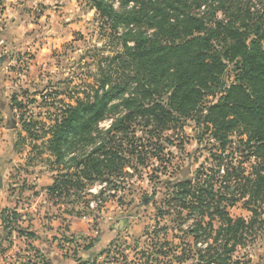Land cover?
I'll return each instance as SVG.
<instances>
[{
	"label": "rangeland",
	"instance_id": "rangeland-1",
	"mask_svg": "<svg viewBox=\"0 0 264 264\" xmlns=\"http://www.w3.org/2000/svg\"><path fill=\"white\" fill-rule=\"evenodd\" d=\"M23 1H17L23 6L17 18L23 16L26 26L23 47L9 50L0 42V67L5 66L10 72L7 80L2 78L0 82H5L2 88L7 92L0 101V130L7 132L8 140L12 138L14 142V148L7 146L3 153L6 160L0 158V174L5 173L0 176V212L4 208L17 210L21 216L18 223L11 224L42 232L45 239L40 238L41 234L39 240L18 237L16 229L4 230L0 223V264H36L40 261L36 260V245L41 244L59 254L58 259L65 262L59 264H83L85 259L76 258L77 252L95 241L102 228H111L113 237L103 249L109 248V256L94 254L96 264H204L205 259L201 261L200 256L207 255V248L211 247V254L219 253L223 243V237L215 233L220 223L213 220L212 229L206 227V233L195 239L190 231L198 227V222L204 226L207 219L196 212L190 214L187 208L174 207V188L169 187L194 176L197 169L208 166L213 153H220L207 125L203 121L197 123L198 114L156 129L153 137L135 124V134L144 137L140 147L142 164L135 165V169L127 167L109 180H84L82 189H71L70 195L52 197L47 193L54 174L67 169L53 163L55 157H49L47 145H42L45 140L36 135L46 131L60 114L61 106L74 105L76 98L91 99L102 70L117 69L118 63L111 64L110 57L120 50L122 28L112 30L90 0ZM230 1L226 0L225 5ZM232 3L252 13L251 24L258 22L264 26V0ZM113 4L118 6L116 0ZM209 4L216 6L213 14L217 19L230 18L218 7L219 0H206L192 12L211 17ZM60 6L63 9L58 14ZM5 9L4 0H0V39L9 20ZM233 75L230 65L226 79L232 80ZM13 98L19 105L14 104ZM21 116L35 124L30 131L22 126ZM112 117H105L99 127H109ZM12 122L16 127L7 129ZM230 139L224 154L231 152L234 164L243 159L247 175L256 160L249 155L250 151L240 152L242 144L235 149L236 135ZM143 199L147 200L145 204L141 203ZM227 212L233 219L242 217L246 223L252 218V212L242 201L228 206ZM72 218L88 222L94 232L70 233L68 220ZM255 220L231 253V261L264 264V204Z\"/></svg>",
	"mask_w": 264,
	"mask_h": 264
},
{
	"label": "trees",
	"instance_id": "trees-1",
	"mask_svg": "<svg viewBox=\"0 0 264 264\" xmlns=\"http://www.w3.org/2000/svg\"><path fill=\"white\" fill-rule=\"evenodd\" d=\"M90 1L112 30L122 28L120 50L110 57L118 67L102 70L91 99L76 98L74 105L61 106L46 131L36 135L45 140L42 145H47L49 157H55L53 163L67 169L54 174L47 193L70 195L71 189H82L84 180H109L142 164L144 137L135 134V124L153 137L156 129L198 114L197 123L207 125L220 153H213L208 166L197 169L194 176L169 187L174 188V207L207 219L204 226L198 222L190 231L195 239L206 233V227L212 229L213 220L220 223L215 231L223 237L219 253L211 254L209 246L200 260L229 264L264 204V26L251 24L252 13L234 6L233 0L226 5V0H219L218 7L230 16L226 20L214 16L216 6L211 4L213 20L192 12L206 0H116L117 7L114 0ZM230 65L234 75L228 81ZM13 101L19 105L16 98ZM107 116H113L112 121L102 129L99 123ZM25 119L20 117L21 124L30 131L35 124ZM233 134L238 137L235 149L242 144L240 152L248 150L256 160L247 175L243 159L234 164L232 153L224 154ZM239 201L252 212L249 223L227 212ZM20 216L15 209L1 210L3 229L35 238L33 231L11 224L18 223ZM109 253L107 248L96 256ZM93 257L83 264H95Z\"/></svg>",
	"mask_w": 264,
	"mask_h": 264
},
{
	"label": "crops",
	"instance_id": "crops-1",
	"mask_svg": "<svg viewBox=\"0 0 264 264\" xmlns=\"http://www.w3.org/2000/svg\"><path fill=\"white\" fill-rule=\"evenodd\" d=\"M17 1L18 0H4V5L6 6V9L3 12H4V15L8 17L9 20H7L6 23L4 24L5 27L1 33V37L3 38L0 39V42H3V47L9 48V50H11L13 47H23L22 45L24 44V33L26 32V26L25 24H23V16H21L19 19L17 18L18 14L21 13L22 12L21 10L23 9V6L20 4H17ZM26 1L28 3L29 0H24L23 2H26ZM59 9L60 11H58V14L61 13L63 6L62 7L60 6ZM13 19L15 20L13 21ZM8 21H11V22H8ZM8 74H10V72L8 69H6L5 66L0 67V82H2V78L6 81ZM4 83L5 82L3 81V83L0 85V101L1 102H3L4 96L7 95V92H3L2 87H4L3 86ZM7 129H10V128H7ZM8 135H7V132H1L0 130V158L3 157V153L7 149V146H10L11 147L10 149L14 148V142H11L12 138L8 140ZM4 159L6 160L5 156L3 157V160ZM1 169L2 167H0V170ZM4 170L5 169H3L2 172H4ZM0 176L4 177L5 173H1ZM68 221H69L68 229L70 233L74 234V233L82 232V233H87V235H90V233L94 232L93 230L89 229L90 226L88 222H85L84 220L72 218ZM34 233L36 234V238L40 237L38 235L41 234L40 238L42 240L45 239V236L44 234H42V232L41 233L34 232ZM112 234H113V230H111V228H109L107 231H104L102 228L99 231L98 238L92 242L91 247L89 249H84L82 247L81 250L77 252L76 258H84L85 260L92 258L94 254L96 255L97 253L101 252L106 247V245L109 244V242L112 240V237H113ZM18 237L24 238L25 236H18ZM35 251H36V256L38 257L36 258V260H40V261H37L36 264H40L39 262L42 263L43 259L47 261L49 264H57L58 262L65 263L64 261L58 259L59 254L54 249H50V248L48 249L43 244L39 246L36 245ZM43 256L45 258H43ZM47 259H50V261ZM75 263L76 262H74L73 264Z\"/></svg>",
	"mask_w": 264,
	"mask_h": 264
},
{
	"label": "water",
	"instance_id": "water-1",
	"mask_svg": "<svg viewBox=\"0 0 264 264\" xmlns=\"http://www.w3.org/2000/svg\"><path fill=\"white\" fill-rule=\"evenodd\" d=\"M146 201H147L146 199H143L141 203H142V204H145Z\"/></svg>",
	"mask_w": 264,
	"mask_h": 264
}]
</instances>
